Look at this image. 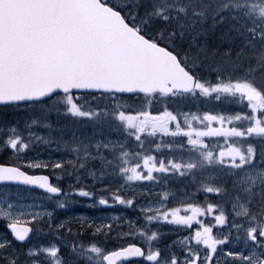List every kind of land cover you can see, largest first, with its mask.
<instances>
[{
    "label": "snow or ice",
    "instance_id": "6c2138e0",
    "mask_svg": "<svg viewBox=\"0 0 264 264\" xmlns=\"http://www.w3.org/2000/svg\"><path fill=\"white\" fill-rule=\"evenodd\" d=\"M221 93L243 110L167 103ZM0 105L16 110L0 120V264H264V0H0ZM52 113L101 130L66 134ZM48 148L62 155L36 158ZM31 186L45 192L27 202ZM75 194L137 215L72 227L37 203ZM137 234L146 246L121 239Z\"/></svg>",
    "mask_w": 264,
    "mask_h": 264
},
{
    "label": "rangeland",
    "instance_id": "374dc122",
    "mask_svg": "<svg viewBox=\"0 0 264 264\" xmlns=\"http://www.w3.org/2000/svg\"><path fill=\"white\" fill-rule=\"evenodd\" d=\"M200 98L203 100V103H202V105L198 104L197 108L194 107L195 109H200V108L206 107V108H208V110H211L214 113L223 111V112H225V114H236L237 112L243 110V105L238 100V98L237 97H229L227 94L221 93L219 100H216L214 97H200ZM89 102L93 106L99 103L98 99H94V100L91 99ZM207 103H209L211 105L207 106ZM202 114H203V112L200 113L198 111V115H202ZM14 116L15 115L13 113H11V114L5 113L4 116H0V120H3V119H9L10 120ZM33 127H35V129L39 130L40 132L45 130V126L43 124L34 125ZM215 143L222 144V141L218 140V141H215ZM50 149L52 151L51 153L58 152L55 148H50ZM47 153H48V151L42 152L40 154V156L36 157V158L47 160ZM56 175H59V174L57 173V174H55V176ZM87 184L92 185V178L91 177L87 178ZM77 197H84V196H80L79 194H75L73 197H70L67 200H65L63 197H61L59 201L54 200L55 207H53L52 205L48 206L49 210H52L53 212H56V210H57L59 212L58 217L53 216V223L54 224L59 222V221H66L67 222L68 218H71V220H72V224H71L72 227H75V225L77 223L83 222V221L77 219L78 218L77 209L78 208H85L86 204L77 201ZM59 203H63L64 206L63 207L58 206ZM67 204L70 205V207H71L70 210H66ZM97 204L100 208L97 216L100 218H107L105 221L114 220V221L119 222L118 218L120 216L126 215L129 217H135L137 215L136 209H133V208L126 206V205L115 204V205L106 206V205L99 204L98 201H97ZM70 211H72V213H69ZM181 214H185V213L182 212ZM0 221H4V220L0 219ZM159 223L161 225L162 230L163 229H169V230L174 229V226L171 225L169 222L161 221ZM114 227H117V226H114ZM179 227L180 226H175L176 235L182 237L183 232L178 230ZM124 231L127 232L128 229H124ZM75 234H76L75 232H73L71 234L65 233V239L68 241L69 244L72 243V239H73V236ZM42 235H44V237H39L37 239L41 243L45 242L46 240L49 239V238H47V237H49L47 234H42ZM45 236H47V237H45ZM128 238H130V239L136 238L135 241L139 240L142 243V245L146 246V244L144 243V238L140 237L138 234L134 237H128V236L121 237V239H128ZM171 239H173V236L171 235V232H169V234L164 237V239L161 241V243L167 244L168 241ZM108 243H109V246H111L112 244L118 243V241L116 239H113V240H110ZM135 264H144V262L138 261Z\"/></svg>",
    "mask_w": 264,
    "mask_h": 264
},
{
    "label": "flooded vegetation",
    "instance_id": "af4514ba",
    "mask_svg": "<svg viewBox=\"0 0 264 264\" xmlns=\"http://www.w3.org/2000/svg\"><path fill=\"white\" fill-rule=\"evenodd\" d=\"M190 99L194 100L193 98H190ZM156 103L160 106L161 103H164V101H158ZM167 103L177 111H187L189 113L195 112L196 114H198V109H195V108H197L195 105V102H193V101L189 102L187 98H181L178 100H171V101H167ZM103 130L104 131H110V129L107 127H104ZM111 135L113 137H115L116 133L113 132V133H111ZM66 177L69 178L67 175H66ZM176 183H180V182L177 181ZM177 199H179V198H177ZM191 227L194 230V227L193 226H191ZM5 231H6L5 223H0V234H3Z\"/></svg>",
    "mask_w": 264,
    "mask_h": 264
}]
</instances>
